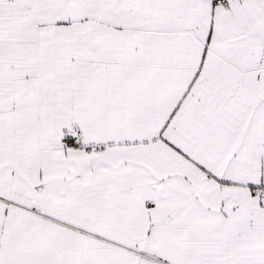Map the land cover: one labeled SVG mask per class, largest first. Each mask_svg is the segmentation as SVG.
<instances>
[{
	"label": "snow or ice",
	"instance_id": "snow-or-ice-1",
	"mask_svg": "<svg viewBox=\"0 0 264 264\" xmlns=\"http://www.w3.org/2000/svg\"><path fill=\"white\" fill-rule=\"evenodd\" d=\"M0 264H264V0H0Z\"/></svg>",
	"mask_w": 264,
	"mask_h": 264
}]
</instances>
